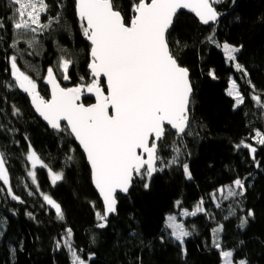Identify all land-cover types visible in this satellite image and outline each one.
<instances>
[{"label": "trees", "instance_id": "16d2710c", "mask_svg": "<svg viewBox=\"0 0 264 264\" xmlns=\"http://www.w3.org/2000/svg\"><path fill=\"white\" fill-rule=\"evenodd\" d=\"M48 2L54 16L61 0ZM62 2L65 5L62 19L69 25L68 29L49 30L38 36L41 46L35 50L29 49L24 42L18 45L34 52L31 56L25 54L18 63L37 80L45 98H49L43 82L46 69L56 65L61 56L76 61L70 68V80L64 81L57 72L64 87L91 81L89 44L81 34L74 0ZM134 2L137 0H116L126 17L132 15L131 4ZM216 7L222 15L215 25V39L221 45L227 42L243 46L237 57L249 76L243 77L233 64L228 65L221 48L208 41L207 37L213 35L211 26L201 25L191 14L179 15L170 36V47L179 63L189 69L194 88V131L193 135L185 137L187 148L183 149L181 145L185 153L182 159L189 164L193 178L188 180L182 168H173L154 174L148 189L143 187L144 181H134L127 195L118 196V213L109 216L105 229L96 227L95 211L102 210L103 205L92 187L86 158L74 139L49 130L34 115L27 94L18 88L0 87V151L8 157L14 192L26 201L24 204L12 201L7 197L6 189L0 193V218L7 221L2 225L0 264H69L66 249L55 250L56 241L68 227L73 230L72 243L78 250H83L78 254L87 258L89 253H95L89 264H222L218 250L212 247V229L221 224L224 226L221 243L226 250L234 251V259L264 264V148L256 145L254 140L255 131L264 132V111L250 99L252 89L247 83L251 80L257 90H264V0H224ZM13 12L11 0H0V22L7 26L0 29L2 82L10 80L5 69L8 68L6 57L13 52L8 48L15 37L10 23ZM210 72L217 78L213 79ZM82 76L84 80L80 79ZM231 79L237 81L246 98L239 108H234V100L227 95ZM261 98L264 100V93ZM83 101L86 105L93 103L89 96ZM13 105L21 110L22 116L12 115ZM241 140L258 147L260 168L255 167L247 150L234 147ZM28 142L53 170L66 174L65 182L52 187L47 169H37L40 191L53 196L62 205L63 222L57 220L53 209L44 205L40 192L35 191L36 186L27 177ZM70 148L74 151L70 152ZM188 152L191 155H187ZM69 155L73 156V161L67 160ZM238 176L247 177L245 196L237 198L240 206L229 200L216 208L211 194L230 185ZM0 187H3L2 182ZM28 191L34 194L28 196ZM201 198L208 215L179 220L195 225L193 235L186 239L188 254L184 257L178 243L170 237V230L165 228L166 216L183 208L194 209ZM178 200L181 201L180 208L175 207ZM230 205L236 208V215L226 219ZM248 209L253 211L254 218H249L247 226L240 229L239 217ZM29 212L36 219H31L27 215ZM93 234L95 244L91 242ZM13 248L15 254L11 252Z\"/></svg>", "mask_w": 264, "mask_h": 264}, {"label": "snow or ice", "instance_id": "6c2138e0", "mask_svg": "<svg viewBox=\"0 0 264 264\" xmlns=\"http://www.w3.org/2000/svg\"><path fill=\"white\" fill-rule=\"evenodd\" d=\"M223 2L137 0L131 4L132 15L126 17L119 10L116 0H74L81 34L89 43L88 69L91 81L74 87H62L57 72L64 81L70 80V68L76 61L61 56L56 65L46 69L43 80L50 88V98H45L37 80L22 70L18 63L25 54L31 56L34 52L19 48L18 45L24 42L29 49L35 50L41 46L38 36L49 30L68 29L69 25L62 19L65 5L62 0L57 3L59 11L53 16L52 5L48 0H11L14 12L10 23L15 30V37L8 44L13 52L6 57L8 68L5 69L10 74V80L0 81V87L18 88L27 94L35 112L52 130L67 134L79 144L90 168L91 181L103 201V209L95 211L98 229L108 227L109 216L118 213V194L127 195L134 181H144L143 187L148 189L154 174L173 168H182L188 180L193 178L189 164L182 157L185 155L183 149L187 148L185 137L193 135L194 131V88L189 69L179 63L170 47V36L174 31V21L182 14L181 10H188L202 25L211 26L213 35L207 37L208 41L217 48L222 47L226 60L247 78L249 72L238 62L237 57L243 46L227 42L221 45L215 39V25L220 22L222 15L216 6ZM54 25L57 27L54 28ZM6 27L0 22V29ZM209 75L213 79L217 78L214 72ZM80 79L84 80V77ZM247 83L252 89L250 99L264 111V100L261 98L264 90H257L251 80H247ZM227 95L234 100V108L245 104L246 98L235 79H231ZM85 96L94 97V103L86 105L83 101ZM12 115L22 116L21 110L15 105L12 106ZM24 139L28 141L27 136ZM254 140L256 145L264 148V132L255 131ZM234 147L247 150L255 167H261L257 156L258 147L244 140ZM69 151L74 149L70 148ZM166 152L169 155H164ZM25 158L30 165L27 177L36 186L35 191L40 192L44 205L54 210L57 220L63 222L65 212L62 205L53 196L40 191L37 169H47L52 187L66 181L65 172L53 170L30 142ZM73 159L71 155L67 157L68 161ZM8 164V157L0 151V182L3 185L0 193L6 189L7 197L24 204L26 201L13 190ZM246 180L247 177L238 176L230 185L216 189L211 194L215 207L221 208L222 203L229 200L240 206L237 198L245 196ZM27 194L32 196L34 193L28 191ZM204 205L205 201L201 198L194 209L183 208L179 216L208 215ZM175 207L180 208L181 201H176ZM27 215L36 219L30 212ZM235 215L236 208L230 205L225 218ZM249 218H254L251 209L239 217L238 227L244 229ZM6 223V219L0 218V238L4 236L2 225ZM165 228L170 230V237L178 243L182 256L186 257V239L193 235L195 225L178 222L176 215L169 214ZM223 231V224L212 229V247L218 250L223 264H248L246 259H234V251L226 250L222 245ZM73 235L70 227L65 228L64 235L56 241L55 250L66 249L69 264H89V261L94 260L95 253H89L87 258L78 254L83 250L74 246ZM161 240L163 242V237ZM91 242L96 243L95 234L91 236ZM11 252L15 254L16 249H11Z\"/></svg>", "mask_w": 264, "mask_h": 264}, {"label": "water", "instance_id": "95a60500", "mask_svg": "<svg viewBox=\"0 0 264 264\" xmlns=\"http://www.w3.org/2000/svg\"><path fill=\"white\" fill-rule=\"evenodd\" d=\"M181 13H188V14H191L196 20H198V22H199V19L197 18V17H195V15L193 14V13H190V12H188V10H181ZM175 22V21H174ZM201 24V23H200ZM202 25V24H201ZM203 26H208V25H203ZM87 43H88V41H86ZM89 44V43H88ZM43 82H44V80H43ZM61 83V82H60ZM45 84V83H44ZM45 86L47 87V90H48V93H49V98H50V88H49V86L48 85H46L45 84ZM61 86L62 87H64L62 84H61ZM71 87H74V86H71ZM90 97V96H89ZM28 99H29V104L31 105V102H30V98L28 97ZM90 99L92 100V102L94 103V97H90ZM31 108H32V110H33V112H34V115H36L37 116V118L38 119H40L41 120V122L45 125V126H47L48 128H49V130L51 129L48 125H47V123L42 119V118H40L39 117V115L35 112V110H34V108L32 107V105H31ZM64 122H62V124H63ZM52 130V129H51ZM54 131V130H53ZM75 141V140H74ZM75 143H76V145L79 147V149L81 150V153L83 154V156L85 157V154L83 153V150L80 148V146H79V144L75 141ZM86 158V157H85ZM87 162V161H86ZM88 165V164H87ZM89 167V166H88ZM90 178H91V173H90ZM92 187H93V189L95 190V192H96V194L98 195V198L101 200V202H102V205H103V201H102V198H100V196H99V193H98V191L95 189V186H94V184L92 183ZM131 189V188H130ZM130 191V190H129ZM119 195H122V196H125V194H118V196Z\"/></svg>", "mask_w": 264, "mask_h": 264}, {"label": "rangeland", "instance_id": "374dc122", "mask_svg": "<svg viewBox=\"0 0 264 264\" xmlns=\"http://www.w3.org/2000/svg\"><path fill=\"white\" fill-rule=\"evenodd\" d=\"M221 51H222V47H221ZM222 52H223V51H222ZM225 59H226V58H225ZM226 63H227L228 65H231V64H232V63L228 62L227 60H226ZM229 85H230V84H229ZM27 164H28V162H27ZM29 167H30V165L28 164V165L26 166V170H28ZM179 212H180V211H177V213L174 214V215L177 216V221H178V222H180L179 220H185V218H187V217H180V216H179ZM166 217H167V216H166ZM221 260H222V258H221ZM222 264H223V260H222Z\"/></svg>", "mask_w": 264, "mask_h": 264}]
</instances>
